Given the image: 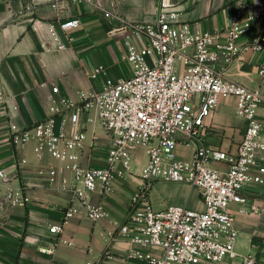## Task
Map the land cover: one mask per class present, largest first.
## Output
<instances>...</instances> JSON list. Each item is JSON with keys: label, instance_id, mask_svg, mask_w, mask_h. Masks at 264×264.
<instances>
[{"label": "crops", "instance_id": "0c3cea01", "mask_svg": "<svg viewBox=\"0 0 264 264\" xmlns=\"http://www.w3.org/2000/svg\"><path fill=\"white\" fill-rule=\"evenodd\" d=\"M100 1L112 8L111 0ZM171 2L181 22L188 23L198 34H218L215 41L220 44L226 43L224 28L240 5V0ZM159 3L160 0H119L117 11L130 22L151 23L157 18ZM74 19L81 24L70 30L61 29L62 23ZM51 26L57 30L58 40L51 36ZM128 38L145 44L138 32L110 22L86 3L0 0V169L11 176V184L22 187L30 197L26 206L6 207L3 200L7 184L0 181V264H149L135 254L161 255L159 248L133 241L140 234L139 224H133L126 235L120 232L122 226L130 223L132 199L146 182L142 178L148 162L146 147L133 150L131 173L115 177L111 191H104L99 185L89 193L90 201L107 211L105 218L92 221L73 191L62 189V179L68 178L72 183L74 174L60 170L62 164L48 153L39 159L35 140L18 146L12 140L14 131L55 118L58 132L62 128L68 135L85 132V146L78 152L80 163L86 168H105L111 137L94 110H82L80 94L100 91L105 83H117L132 75L133 67L126 58ZM254 38L264 39V19L258 20L238 43L243 48ZM100 65L105 72L93 78ZM215 67L227 80L264 95V50L241 49L230 61L221 54ZM54 87L58 90L54 91ZM63 101L75 105L67 108ZM52 107L60 111L55 114ZM236 109L237 98L222 99L214 114L205 120V132L199 140L189 144L179 140L177 158L191 161L201 145L236 153L247 127ZM74 114L78 115L76 124L72 122ZM257 118L264 138V102ZM260 157L264 164V153ZM49 164L60 168L55 182L49 180L46 172L39 173V168ZM208 166L227 170L221 162H210ZM244 192L247 203L230 207L238 231L235 248L240 255L250 254L264 262V184H250ZM150 199L156 210L169 205L204 210L199 190L186 183L156 181L150 189ZM71 206L77 213L68 220L62 234L52 235L50 227L62 224ZM252 207L258 211L253 212ZM242 208L247 211L241 212ZM61 237L65 242L55 246L53 253L40 251L51 248ZM219 264H241V260L226 259Z\"/></svg>", "mask_w": 264, "mask_h": 264}, {"label": "built area", "instance_id": "2783aa9c", "mask_svg": "<svg viewBox=\"0 0 264 264\" xmlns=\"http://www.w3.org/2000/svg\"><path fill=\"white\" fill-rule=\"evenodd\" d=\"M86 3L100 12L110 22L138 32L145 39L140 45L126 40L127 60L133 73L117 83L107 82L100 91L82 92L80 104L84 112L95 111L97 118L111 137L105 168H86L80 163L86 134L78 131L68 135L64 128L56 131L55 118L44 120L32 128L19 129L12 134L18 146L35 140L39 159L46 153L62 164L39 168L51 182H55L59 169L74 174V182L62 179V189L73 191L75 198L85 206L88 218L98 221L107 216L102 205L93 204L88 195L102 185L104 191L112 190L115 177L131 173L132 153L139 146L146 147L148 162L142 171L145 184L134 195L129 211V222L121 234L130 232L133 224L141 226L140 234L133 238L136 244L159 248L161 255L136 253L149 264H219L226 259H240L241 264H264L252 255L236 251L238 231L230 207L245 205L248 201L245 188L250 184H264V153L262 127L258 109L264 95L258 90L227 80L215 64L221 54L228 61L241 49L264 50V39H253L241 48V36L252 30L254 24L264 19V0H240L236 13L224 31L226 43H216L218 34H198L188 23L179 20V12L171 0H160L157 18L151 23H135L123 18L117 11L119 0H111L112 8L100 0H71ZM57 7V3L53 5ZM81 24L79 19L60 25L66 31ZM58 40L54 26L49 29ZM215 45L216 49L211 47ZM181 65H178V64ZM105 72L98 66L92 77ZM54 91L58 88L54 87ZM237 98V115L247 122V127L236 153L217 148L198 146L191 161L177 158L179 140L186 144L199 140L205 132V120L211 117L224 98ZM198 98V99H197ZM67 108L75 104L63 101ZM55 114L60 110L51 109ZM78 115L72 116L73 124ZM210 162H221L226 171L212 169ZM11 176L0 169V181L7 184L3 204L14 208L26 206L29 195L22 187L10 183ZM186 183L199 190L203 211L179 205L156 210L150 199V189L156 181ZM253 212L258 208L252 207ZM244 208L241 212H245ZM77 210L71 206L62 224L50 227L52 235H60L68 220ZM264 240V239H263ZM58 239L51 248H41L51 254L54 247L64 243ZM72 244V242H69ZM96 264V263H89Z\"/></svg>", "mask_w": 264, "mask_h": 264}]
</instances>
